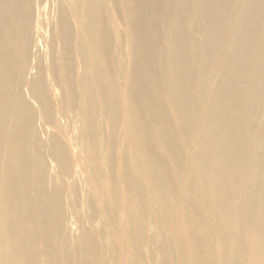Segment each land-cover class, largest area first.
<instances>
[{"label": "bare ground", "instance_id": "obj_1", "mask_svg": "<svg viewBox=\"0 0 264 264\" xmlns=\"http://www.w3.org/2000/svg\"><path fill=\"white\" fill-rule=\"evenodd\" d=\"M0 264H264V0H0Z\"/></svg>", "mask_w": 264, "mask_h": 264}, {"label": "rangeland", "instance_id": "obj_2", "mask_svg": "<svg viewBox=\"0 0 264 264\" xmlns=\"http://www.w3.org/2000/svg\"><path fill=\"white\" fill-rule=\"evenodd\" d=\"M112 16H113L114 21H118V19H117V12L116 11H113L112 12ZM122 146L124 147V144H122ZM130 168L132 169L133 168V165H131ZM135 180H137V181H144L143 174L142 173H138ZM133 194L134 195L136 194V189L133 190ZM148 204L151 207V209H153V210L157 209L159 207V205H160L158 201H156V200H154V199H152L150 197L148 199ZM140 206H141V204H140ZM157 231H158L157 232L158 233V241H161L166 236V234H165V232L163 231L162 228H158ZM150 253H152V254H150ZM144 255L146 257H148L149 255H153L154 257L161 258L163 256V253H161L159 251V248L155 247L151 251L146 252ZM111 257H116V254L115 255L113 254Z\"/></svg>", "mask_w": 264, "mask_h": 264}]
</instances>
